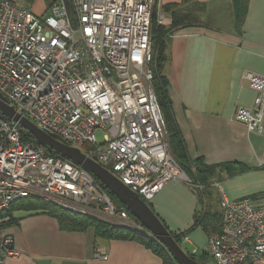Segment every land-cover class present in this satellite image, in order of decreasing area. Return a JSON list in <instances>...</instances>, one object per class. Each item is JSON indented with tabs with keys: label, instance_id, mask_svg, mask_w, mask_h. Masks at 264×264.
Listing matches in <instances>:
<instances>
[{
	"label": "built area",
	"instance_id": "2783aa9c",
	"mask_svg": "<svg viewBox=\"0 0 264 264\" xmlns=\"http://www.w3.org/2000/svg\"><path fill=\"white\" fill-rule=\"evenodd\" d=\"M69 1H52L49 13L40 16L0 0V92L19 114L80 147L149 200L167 182L188 179L171 151L152 85L156 0ZM159 21L171 19L160 13ZM246 77L256 96L252 106L236 108L234 119L264 134V75ZM22 130L0 112V211L34 195L73 211L103 208L114 221L137 225L88 170L23 141ZM218 188L221 229L209 233L207 243L214 263L264 259V206L249 197L231 199ZM5 220L0 264L20 254ZM94 257L109 255L99 249Z\"/></svg>",
	"mask_w": 264,
	"mask_h": 264
},
{
	"label": "crops",
	"instance_id": "0c3cea01",
	"mask_svg": "<svg viewBox=\"0 0 264 264\" xmlns=\"http://www.w3.org/2000/svg\"><path fill=\"white\" fill-rule=\"evenodd\" d=\"M13 1L45 16L53 0ZM184 1L160 0V4ZM198 1L205 9L201 21L179 27L170 36L164 68L173 126L192 174L167 182L147 202L170 231L182 233L181 245H188L187 252L205 261L213 259L207 252L209 233L201 225L191 228L201 205L193 180L197 163L217 167L211 182L216 197L220 184L229 198H254L264 206V134L251 132L234 119L236 108L252 106L256 96L246 73L264 75V0ZM240 1L246 12L239 20ZM225 162L243 163L247 169L228 175L221 166ZM88 211L98 212L94 206L74 212ZM15 216L18 220L8 230L20 254L4 264H163L152 248L133 239L100 236L93 227L67 231L57 217L43 212L22 211ZM133 229L149 235L140 224ZM99 249L108 253L107 260L94 257ZM248 263L264 264V259Z\"/></svg>",
	"mask_w": 264,
	"mask_h": 264
},
{
	"label": "trees",
	"instance_id": "16d2710c",
	"mask_svg": "<svg viewBox=\"0 0 264 264\" xmlns=\"http://www.w3.org/2000/svg\"><path fill=\"white\" fill-rule=\"evenodd\" d=\"M54 1V0H53ZM68 5L70 1L67 0ZM189 4V5H188ZM204 4L198 0H185L183 3H166L159 4V0H156V4L154 6L153 15H152V39H153V59L151 62V67L154 72V78L152 80V85L163 114L165 126L168 132L170 147L171 150L176 157V159L180 162L181 166L187 170L188 173L192 174L190 171V165L188 162V158L185 152L183 141L178 133V131L173 126L172 114L170 109V100L168 97V81L167 77L164 73L165 64L168 60L167 54V46L170 39V36L174 33V31L182 26L196 24L201 21V15L204 12ZM246 12V4L244 1H240L239 5V20L243 18ZM169 14L171 17V22L169 24H163L159 21V14ZM22 139L23 141L32 142L34 145L43 146L38 144L35 141V138L32 134H30L26 130H22ZM48 147V146H46ZM89 144H85L83 149L87 151ZM49 148V147H48ZM49 151L52 155H60L59 152L50 149ZM66 158V157H65ZM227 171L228 175H235L241 172H244L247 167L243 163L239 162H225L221 165ZM195 176L196 181H198L203 188L206 189L205 193L208 198H214L213 192L215 191L212 187V179L216 175L217 167L212 165H206L203 163H197L195 165ZM107 191L111 200L118 208H124L128 211L130 217L137 223L141 224L139 220L135 218L133 213L127 208V206L114 194L112 193L99 179L94 177ZM216 194L218 192L216 191ZM220 197L221 195H217ZM145 199V198H144ZM254 199V198H252ZM148 201L147 199H145ZM201 203L204 201L201 199ZM209 207V203H208ZM207 209V208H206ZM200 210V209H199ZM43 212L51 214L57 217L61 228L67 231H86L89 227H93L96 234L100 236H104L107 238H122V239H133L144 243L145 245L152 248V250L157 253L163 259V264H178L175 259L170 255L167 248L158 241L152 235H148L142 231L137 229L129 228L126 226H119L114 224H109L99 219H94L87 215L82 214H73L70 210L63 208L62 206L48 201L44 198L29 195L23 198L18 199L14 202L8 211H0V216L10 215L11 220H9L8 224H12L18 220L15 216L16 212ZM211 212L207 209L206 214L202 217L200 216V211L197 212L194 224L191 228L196 225H201L204 227L208 233L220 231V217H214V225L210 226L211 222ZM11 222V223H10ZM172 232V231H171ZM174 238L177 242L181 244L182 233L172 232ZM189 253V252H188ZM191 254V253H189ZM194 255V254H192ZM202 262H205L202 260ZM249 264V263H246Z\"/></svg>",
	"mask_w": 264,
	"mask_h": 264
},
{
	"label": "water",
	"instance_id": "95a60500",
	"mask_svg": "<svg viewBox=\"0 0 264 264\" xmlns=\"http://www.w3.org/2000/svg\"><path fill=\"white\" fill-rule=\"evenodd\" d=\"M0 112L14 121H18L23 129L34 136L38 144L48 146L50 149L59 152L67 159L84 167L94 177L99 179L127 206L135 218L141 222L142 227L167 248L170 255L178 264H207L199 261L195 255L189 254L182 245L176 241L174 235L164 224L159 215L138 192L124 183L110 169L90 157L80 147L70 144L56 133L41 129L31 119L19 114L1 92Z\"/></svg>",
	"mask_w": 264,
	"mask_h": 264
},
{
	"label": "rangeland",
	"instance_id": "374dc122",
	"mask_svg": "<svg viewBox=\"0 0 264 264\" xmlns=\"http://www.w3.org/2000/svg\"><path fill=\"white\" fill-rule=\"evenodd\" d=\"M97 135H98V139H99V141H102V139H103V134L102 133H97ZM172 151V150H171ZM179 162V161H178ZM180 163V162H179ZM184 170H185V172H186V174L188 175V177L190 178V174L187 172V170L185 169V168H183ZM193 180H194V183L197 185L199 182L198 181H196V179L195 178H193ZM199 191H200V197H201V199L204 201V203H201V205H200V216H204L205 214H206V211H207V209H209L210 210V212H211V224H210V226H213L215 223H214V217H215V215H216V218H219L220 217V219L222 220V216H221V207H220V197H216V196H214V198L213 199H211V201H210V198H208V196L206 195V193H205V191H206V189L205 188H203V186H202V188H199ZM213 195H216V194H214V192H213ZM208 203H209V207H208ZM63 208H65V209H68V208H66V207H63ZM207 208V209H206ZM69 210V209H68ZM96 210H98V212H94L95 213V215H91V214H89L90 213V211H88V212H84V213H80V212H74L73 210H70V212H72L73 214H82V215H87V216H90V217H92V218H94V219H100V220H102V221H104V222H107V223H109V224H114V225H126V226H129L127 223H125V222H122V223H118V221H114L112 218H110V216L108 215V214H106L105 213V210L103 209V208H97L96 207ZM2 219H7V220H5V221H8L9 222V220H11V218H10V215H4V216H0V220H2ZM221 220H220V225H221ZM11 223V222H10ZM134 227H136V225L134 226ZM150 235V234H149ZM183 246V248L187 251L188 250V245L187 244H183L182 245ZM205 263H207V264H212V263H214V261H213V259L212 258H207V259H205Z\"/></svg>",
	"mask_w": 264,
	"mask_h": 264
}]
</instances>
